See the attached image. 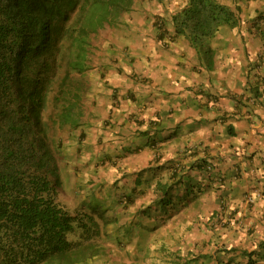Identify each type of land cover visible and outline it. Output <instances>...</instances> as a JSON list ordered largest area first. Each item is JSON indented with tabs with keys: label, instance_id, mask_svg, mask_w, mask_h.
Listing matches in <instances>:
<instances>
[{
	"label": "trees",
	"instance_id": "1",
	"mask_svg": "<svg viewBox=\"0 0 264 264\" xmlns=\"http://www.w3.org/2000/svg\"><path fill=\"white\" fill-rule=\"evenodd\" d=\"M131 1L0 0V76H3L0 80V131L3 129L9 135L12 145L0 161V264H82L104 251L102 245L91 241L92 236L99 234V223L94 215L72 216L54 203L55 184L52 185L49 179L58 178V171L49 156L51 153L43 151L40 154L27 142L33 136L35 122L43 107L41 90L34 92L33 84L49 76L50 59L56 63L58 56L66 58L69 68L79 65L89 52L91 34L104 24L119 26L120 17L129 10ZM244 1L247 0H186L170 17L173 36H181L189 42L195 49L198 65L212 70L216 51L210 42L221 29L236 30L246 36L249 33L252 37L258 35L257 31L263 34L260 27L264 26V0L254 8V15L249 16L243 14ZM69 2L79 10L76 20L70 27L57 31L51 23L66 16L68 7L64 4ZM31 15L42 16L45 20L42 29L34 26L37 17L31 18ZM243 23L245 26H241ZM260 63L245 69L248 71L245 75L261 76L264 67ZM228 131L232 132L231 129ZM160 158L161 155L156 157V166L140 170L134 181L119 186V191L113 194L115 214L106 223L111 224L115 232L112 236L106 234L108 239L113 237L119 244L120 238L134 231L153 232L159 218L168 225L175 218H181L189 228L196 225L194 217L198 214L193 200L201 191L205 195L212 184H209L211 178H207L208 182L201 189L200 182H192L189 173L196 170L204 173L209 164L202 159L188 167L182 162L160 163ZM147 171L150 176L141 177ZM149 191L152 192L151 199L135 210L134 220L131 215L120 223L118 217L128 214V208ZM217 204L216 208L220 205V209L219 212L214 209L215 214L221 217L225 208L220 202ZM103 213L104 210L101 215ZM75 225L81 234L80 239L72 241L68 234ZM168 240L178 244L174 254L178 252L182 257L192 259L201 254L190 236H168ZM258 245L262 246V242ZM168 247L166 240L161 241L162 250ZM255 250L253 255L259 260L264 259V253ZM202 252L210 254L207 250ZM179 255L171 264H188L189 261ZM256 260L250 257L246 264H254Z\"/></svg>",
	"mask_w": 264,
	"mask_h": 264
},
{
	"label": "crops",
	"instance_id": "2",
	"mask_svg": "<svg viewBox=\"0 0 264 264\" xmlns=\"http://www.w3.org/2000/svg\"><path fill=\"white\" fill-rule=\"evenodd\" d=\"M140 45L138 51L146 58L145 73L150 76H129L127 81L126 76L108 74L114 85H119L125 78V91L128 93L127 101L113 107L115 115L112 112V119L115 121L110 134L116 133L114 142L120 143L125 154H129L126 150L142 147L129 157L133 155L132 159L137 161V157L148 153L147 164L154 151L146 147V143L148 138L154 137V128L160 131L159 136L173 133V138L159 142L162 147L160 163L182 162L189 167L206 159L211 165L209 184L212 186L208 189L210 195L202 197L208 199V210H216L218 202L225 208L227 221L207 224L209 236H205V241L210 244L215 229L221 227L226 239L237 230L241 241H253L250 251L259 242L264 245V94H261L264 85L253 100L251 86L254 88L252 80L255 76H243L240 70L225 74L214 70L209 76H201L204 74L196 72L194 63L192 67L187 64L191 54L184 52L185 42L175 38L164 47L150 25L143 32ZM171 59H175L177 67L173 73L167 69L174 66L169 64ZM225 65L229 62L226 61ZM181 69L185 72L182 73ZM100 106L106 108L107 104ZM146 130L149 132L141 133ZM189 174L198 179L196 181L201 187L208 182L209 173L196 170ZM202 177L206 180L202 181L203 184L199 179ZM255 191L260 195L254 198L252 205H247L246 194ZM202 197L198 201L205 206ZM194 221L199 223L195 217ZM237 243V240H232L229 246ZM260 262L264 263V259L256 264Z\"/></svg>",
	"mask_w": 264,
	"mask_h": 264
},
{
	"label": "clouds",
	"instance_id": "3",
	"mask_svg": "<svg viewBox=\"0 0 264 264\" xmlns=\"http://www.w3.org/2000/svg\"><path fill=\"white\" fill-rule=\"evenodd\" d=\"M185 2L186 0H184L183 3L178 6H175V4H173L171 9H169L167 5H166L167 7L165 6L166 3H161L162 4L161 13L154 12L151 14L145 12L144 10H141L139 12L136 11V9H133V7L135 6V1L132 0L129 10L124 11L123 14L121 15L124 16L127 14L123 20L121 19L119 26L113 27L108 24H104L102 26H99L98 29H96L95 33H97V31L104 28L106 29L113 28L112 29L113 31L120 33L122 35L120 40L115 41L114 44H112V42L114 41L112 40L111 42L104 45L103 48H105L106 51L105 53L107 54L106 55L107 60L109 59L108 57H110V60H113L114 62H118L119 59H122V57H119L117 55L119 51H124L128 49V47L134 46L135 49L130 50L128 52V55L123 57L124 59L127 60V65L129 66V70L126 73H122L121 67L115 68L116 72H118L119 75L124 74L127 77L126 78L127 81H129L130 79L129 76H150L149 73L148 74L145 73L147 64L144 62V59H146L144 57V53L138 51V49L141 48L140 42L143 36V32L147 30L149 25L156 32V39L160 40L164 47L168 46L169 42H172V39L180 38L181 42L183 43L185 42V45H188L190 48H192L189 45V42L181 38V36H175V37L173 36V26L171 24V18H170L174 12H176L179 8H181V6L185 4ZM64 5L68 7L66 16H61L59 19H57L58 21L51 23V26H53V28L56 29L57 31L63 29L64 27L65 28L70 27V25H72L76 20V15L77 12L79 11L78 9L75 10L77 7L76 8L73 7V2L65 3ZM33 17H37L34 26L37 29H42L44 27L45 20H43L41 15H31V18ZM260 28L262 29V27ZM222 31H227L226 32L227 34L226 33L221 34ZM262 31H263L262 35L259 34L260 33L259 31H257L258 35H255L253 38L264 41V30L262 29ZM95 33H92L91 36ZM244 35L245 34H238L236 30L229 31L227 29L226 30L221 29L213 38L214 45L216 49H218V51L216 52V56H222V54H220V48L223 49L228 48V50L223 54L224 56L219 58L218 62L215 63L214 69L212 70H208L205 69L203 66H199L198 62L194 63V68L196 69V72L202 74L209 72L210 75V73L214 70L217 73L220 72L221 74H225L228 71H231V73H236L237 70H240L242 75L246 76L245 72L248 71L245 69L251 67L254 64V61L251 60V57L248 58L242 56V52L236 53L235 49H238V46L235 45L236 44L238 45L240 43L234 41L235 39L236 40L245 39ZM248 35L250 34L248 33ZM91 36L89 40L90 41L89 42L90 46L88 48L89 52H86L87 55L84 57V60L79 65L73 68H69L67 66L68 62L66 61V58L58 56L57 57L58 61L56 63L50 59L49 60L50 68L48 69L50 72L49 76H47L46 78H40L34 82L33 84L34 92L41 90L43 107H41L39 117L35 122L33 129V136L29 138V141H27L30 145L33 144L36 148V151L40 154H42L43 151L50 152L51 155L49 156L51 157V161L55 162L56 169L58 171V178L51 177L49 179L52 185L55 184V191L52 193L54 203L65 209L72 216L79 217L85 213L94 215V217L99 223V234L92 236L91 241L95 242L98 245H102L104 251L101 254H99L100 256L95 258L92 257L91 259L88 260L87 263H82V264H92V263L94 264L98 260L104 261L106 259V258H102L103 257L102 255H104L106 252V248L104 247L103 242L99 241V238L103 236L105 237V240H108V235L106 234H110L112 236L113 233L115 232L113 226L109 223H106L110 218L107 217L106 213L109 211V206L113 204L114 193L111 192L112 190V186H111L107 188L105 195L102 194L99 195L97 192L100 191L103 186H105L104 183H100L99 188L94 189V187L97 186V183H95V181L92 183V181L89 180L88 183H86L83 180L84 176L81 173L75 171L66 172L65 170H67V160L71 158L68 155V151L73 150V153H71V155H73L77 159L78 157L77 155H79L78 151L82 148L83 153L81 154V156L83 157V159L86 158V160L88 159L93 160L95 158V152L97 151V148L99 146V151L101 153V156H99L98 160H100L101 162L109 161L111 162V166H115L120 159L124 161L126 158H129V154H132L133 152H139L140 150H142V147L130 151L126 150V152L129 154H125L122 148H120L119 145L120 143L118 141L114 142L115 139L114 135L116 133L112 135L113 139H110L108 141L105 148L102 145L103 142L100 143L101 136H103L108 132L110 133L112 132V127L114 125L113 121H115V118L112 119V112L115 115V111L113 107H115V105L119 106L125 100L127 101L128 99L126 98V96L128 95V93L125 91V85L127 83L125 78H123V80L120 81L119 84L120 86L113 84L112 77L108 76V74H112V73L110 72L109 68L105 66L106 63L102 65L99 72H96L98 68H95L93 66L94 60L92 57V50H91L93 49V43L91 41ZM133 37H134V41L132 42ZM230 42L234 44H231ZM246 49H248V47H246ZM62 50L64 51L63 48ZM226 61L229 62V65H225ZM262 63L263 62H261L260 64ZM139 64H141L142 67H140ZM7 77H11V76H7ZM2 78L3 76H0V80ZM97 78L99 80H102V84H103L102 92L105 93V95H107L108 98L107 102L110 101L109 104L105 100H101L102 98L96 97L92 93L91 89L93 83L91 81L92 80L94 81ZM263 79H264V70L261 76H255V78L252 80L254 88L253 86L251 87L253 89L254 96L251 99L255 100L256 97L258 96L257 93L255 92L257 91L259 93L258 89H262L261 86L264 85ZM143 80L144 77L142 78V81ZM257 82H259V85H257ZM257 86H259L258 89ZM119 87L124 88V91H121L122 94H119L120 91ZM261 94H264V90H262ZM132 98L134 99V97ZM235 98L236 97L233 96V99ZM104 103L107 104L106 108L100 106L101 104ZM89 106L91 107L89 108ZM46 110L49 113H51L52 116H50V114H48V116H45ZM90 112L92 113L90 114ZM92 115H94V118L91 120L90 116ZM89 129L92 130L94 129V131L90 133ZM143 132L146 134L149 131L146 130ZM97 133L99 134V136L94 141H89V138L92 137L93 135L96 136ZM159 133L160 131L155 130L154 128V137L151 138L150 140L149 138L147 139L146 147L152 148L154 151V153L152 152L153 154L152 159L147 164L130 166V169L125 168L124 166L122 167L120 174L126 172L122 175L129 182L134 181V178L137 176L140 170L156 166L155 160L156 157L161 155L160 152L162 148L160 147L159 142H164L165 140L174 137L173 133H169L168 136H159ZM10 148H12V145L10 146L9 135L3 129H1L0 161L4 157H6L7 150ZM21 151L24 152L25 150L21 149ZM119 166H120V162L118 164L117 170ZM210 172H211V165L209 164L205 167L204 170V173H209L207 178H209L210 175L212 174ZM147 176H150L148 171L144 172L141 177L146 178ZM66 177L74 178L73 187L70 188L73 193V198H75L77 195L83 197L81 200L80 207L78 209H75L73 212L68 210L69 204L70 202L73 201V199L67 198V195L65 196L66 193L65 183L67 179ZM118 178H121V176ZM206 180L204 181L206 182ZM82 181H84V183H82ZM114 188H116L117 192L119 191V184L117 179ZM203 193L204 191L203 192L201 191L199 193L200 195L198 198H200V196L202 197ZM205 195L209 196L210 194L207 192ZM259 195L260 193L257 191L250 194L249 193L246 194L245 201L247 205H252V203H254V198L258 197ZM59 196H64V202L60 201ZM198 198L193 200V203H196L197 212L200 213L196 217L198 218L200 223H203L205 225L206 229H209V225H214L215 221L217 222L227 221L225 220L224 215L218 217L219 215L217 213L216 214L218 216L215 214L214 209H211L209 211V213L212 211V213L214 212V214L212 213L207 214V210L202 205L201 201H198ZM202 198L204 199V197ZM93 207H95L96 209L94 210ZM103 210L104 213L101 215ZM96 212H98L99 215ZM204 218L206 220H204ZM238 226H240V224H238ZM80 234L81 231L75 225L74 230L70 234H68V239L72 241H76L80 239L79 238ZM112 240H114L113 237ZM231 247L233 248V246H230L227 248L228 249L227 251L232 252L230 250ZM256 248L259 250V252L257 253L259 254L261 252L264 253L263 244L262 246L259 247H257L256 245L255 249ZM255 249L253 251L246 250L245 255H249V257L247 256L246 263L248 261V258L250 257H252L253 259L258 258L257 256L253 255V252H256ZM210 252H213V250H211ZM243 252L244 250H240V254H242Z\"/></svg>",
	"mask_w": 264,
	"mask_h": 264
},
{
	"label": "rangeland",
	"instance_id": "4",
	"mask_svg": "<svg viewBox=\"0 0 264 264\" xmlns=\"http://www.w3.org/2000/svg\"><path fill=\"white\" fill-rule=\"evenodd\" d=\"M135 1V6L133 9H136V11H141L144 10L145 12L148 13H161L162 11V4L161 3H166L165 6L167 5L169 9H171L172 5L175 4V6H178L183 3L184 0H134ZM245 2V1H244ZM243 2V3H244ZM261 0H247L244 4L245 7H243V14L245 13L246 15H254V8H257L259 4L261 3ZM264 2V1H263ZM264 6V3H262ZM166 6V7H167ZM127 15V14H126ZM121 16L120 19H124L126 16ZM74 17V16H73ZM241 26H245V23H243ZM262 29L264 30V26H261ZM111 29H101L97 31V33L93 34L91 36V41L93 43V49L92 50V57H93V66L95 68H98L96 72H99L102 65L105 64L107 68H109L111 73H116L117 76H125L124 74H118L116 72L115 68L116 67H121L122 73H126L129 70V66L127 65V60L124 59L126 55H128V52L132 49H135L134 46L128 47V49L124 51H119L117 54L119 57H122V59H119L118 62H114L113 60L109 59L107 60V54L105 53V48L104 45L111 42L112 44L115 43V41L120 40L122 35L120 33H117ZM227 31H222L221 34L226 33ZM227 34V33H226ZM248 35V34H247ZM251 36V37H250ZM245 39L242 40H234L235 42H239L240 44H236L235 46H238V49H235L236 53L242 52V56L245 57H251V60L256 62H263L262 66L264 67V41L259 40V39H254L251 35H244ZM134 41V37L132 38V42ZM231 43V42H230ZM249 43V44H247ZM211 46L214 47L215 51L217 52L218 49H216L213 40L210 42ZM234 44V43H231ZM247 44V46H246ZM244 47V48H243ZM248 47V49H246ZM228 50V48H220V54L224 56L223 54ZM184 52L187 54H191V58L189 61H187V64H189L191 67L193 63H197L198 59L196 56V52L194 48H190L188 45L184 46ZM222 56H216L215 55V63L218 62L219 58ZM107 60V61H106ZM239 60V58H238ZM175 59H171L169 64L172 63L174 66H170L167 69L170 70L172 73L176 71L177 67L175 65ZM218 65V64H217ZM140 67H142L141 64H139ZM189 66V67H190ZM236 66V65H234ZM167 67V66H166ZM166 69V68H165ZM190 69V68H189ZM102 71V70H101ZM104 72V70H103ZM181 72L184 73L185 70L181 69ZM209 72H206L204 75L201 76H208ZM92 84V93L99 98H102L101 100H105L107 102L108 98L105 93L102 92L103 90V84L102 80H99L98 78L96 80L91 81ZM120 91L119 94H122L121 91H124L123 87H119ZM106 97V98H105ZM108 104L110 101L107 102ZM91 106H89L90 108ZM52 112V111H51ZM92 112H90L91 114ZM52 116L51 113H49L47 110L45 111V116ZM94 118V115L90 116V119L92 120ZM94 131V129H89V132L91 133ZM99 132V131H98ZM115 134V132L112 133V135ZM112 135L110 132L104 134L101 136V142H103V147L107 145L108 141L110 139H113ZM99 134L97 133L96 136H92L89 138V141H94ZM86 151V150H85ZM79 155H77V159L71 155L73 153V150L68 151V155L71 157L69 160H67V170L66 172H79L81 173L84 178L83 180L88 183L89 180L92 181V183L95 181L97 183V186L94 187V189L99 188L100 183H104L105 186L102 187L100 191L97 193L100 195H105L107 188L112 186V193L116 192V188H114V185L116 184V179L118 181L119 186H125L128 185V180L124 178L122 174L126 173H121V169L124 166L125 168H129L130 166H135V165H143L145 164V159H147L148 154H144L141 157H137V161L135 159H132L133 156H130L129 158H126L124 161L122 159L119 160L120 166L117 170L119 162L115 166H111V162L105 161L101 162L98 160L99 156H101V153L99 151V146L97 148V151L95 152V158L93 160H86V158L83 159L81 156L82 148L78 151ZM70 162V165H69ZM75 168V169H74ZM121 178H118L120 177ZM192 182L194 180H198L194 178L195 176H192ZM66 183H65V189L66 193L65 196L67 195V198H72L73 201L70 202L68 210L73 212L75 209H78L81 204V200L83 197L81 196H76L73 198V193L72 190L70 189L73 187L74 184V178L73 177H66ZM200 180H204L203 177L199 178ZM82 181V183H84ZM95 185V184H94ZM80 191V190H79ZM152 197V192L149 191L147 194L144 196L138 198L136 200V204L128 208L130 211L128 214H122L123 217H117L120 218V223H123L126 218L129 216L133 215V218L135 217V210L140 206V204H147L149 200ZM59 199L61 202H64V196H59ZM208 199H203L205 201V209L207 210V214H209L208 210L210 206H206V201ZM146 202V203H142ZM208 202V201H207ZM115 207L113 204L109 206L110 210L106 213L107 217H112L115 213L113 210H115ZM197 208V207H196ZM121 209V208H119ZM120 211V210H119ZM150 214H158L155 212H150ZM197 214H200L197 212ZM161 218L157 219L156 225L158 226L155 231L150 232L148 234L144 233L143 231L140 232H135L133 234H127L123 239L120 238V243L117 244L115 240L108 239L105 240V237L99 238L100 242H103L104 247L106 248V252L104 255H102V258H106L104 261L98 260L94 264H171L172 261H174L177 256L179 255L177 253H172L175 252V248H178V244L176 242L168 240V236H174V237H182L186 236L189 238V236L196 241V246H198L199 252H201L200 255H197L196 258L192 259L190 256L189 257H182L179 255V258H183L188 264H225V261L231 259L229 264H245L247 260V256L244 253L240 254V250L248 251L250 248V243L249 240L247 241H241L239 239V234L238 231L235 230L232 235V233L229 234L228 238L226 239L225 234H223L225 231L224 229L222 230L221 227H217L215 229V233L213 234L214 239L212 240L211 244H208L205 246V236H209L207 234V231L209 229H206L205 225L203 223H198L194 227L189 228L186 223L182 222L181 218H175L174 221H169V225L161 222ZM117 228V227H116ZM172 234V235H170ZM223 234V235H222ZM226 239V240H225ZM166 240L169 243V247L167 250H162L160 248L161 241ZM232 240H237L238 243L237 245H231L233 247H236L237 250L235 251H227L229 245L231 244ZM202 246H205V249L202 248ZM204 251H211L213 252L209 253H204ZM108 251V252H107ZM182 254V253H181ZM183 254H185L183 252ZM205 254V255H203ZM181 259V260H183ZM258 261H255L254 264H256ZM105 262V263H104ZM261 264H264L260 262ZM93 264V263H92Z\"/></svg>",
	"mask_w": 264,
	"mask_h": 264
}]
</instances>
